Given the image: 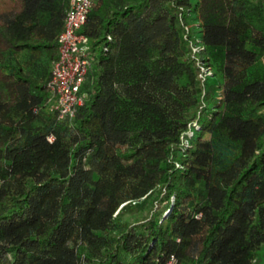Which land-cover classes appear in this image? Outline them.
<instances>
[{"label":"trees","instance_id":"1","mask_svg":"<svg viewBox=\"0 0 264 264\" xmlns=\"http://www.w3.org/2000/svg\"><path fill=\"white\" fill-rule=\"evenodd\" d=\"M91 1L71 120L69 0L0 12V264H264V0Z\"/></svg>","mask_w":264,"mask_h":264},{"label":"built area","instance_id":"2","mask_svg":"<svg viewBox=\"0 0 264 264\" xmlns=\"http://www.w3.org/2000/svg\"><path fill=\"white\" fill-rule=\"evenodd\" d=\"M92 6L91 0H69L63 30L58 35L57 56L51 62V73L46 88L49 96L46 101L48 111L57 118L71 120L77 108L83 103L79 92L88 68V38L80 32ZM48 136L47 140L52 141ZM165 264H178L170 255Z\"/></svg>","mask_w":264,"mask_h":264},{"label":"crops","instance_id":"3","mask_svg":"<svg viewBox=\"0 0 264 264\" xmlns=\"http://www.w3.org/2000/svg\"><path fill=\"white\" fill-rule=\"evenodd\" d=\"M11 1L12 0H0V12H3L5 10V8H7V10H8L10 7ZM18 61H19L23 70H28V71L30 70L31 71V74L29 73L31 75V77H36V79H38L39 81H43L44 74L42 73V71H43L42 68H40L39 66H35L34 69H32L31 64H29V63L24 64L23 57L18 58Z\"/></svg>","mask_w":264,"mask_h":264},{"label":"rangeland","instance_id":"4","mask_svg":"<svg viewBox=\"0 0 264 264\" xmlns=\"http://www.w3.org/2000/svg\"><path fill=\"white\" fill-rule=\"evenodd\" d=\"M264 64V54L263 56L261 57V60H260V66H262ZM262 115H264V108L261 109L259 111ZM205 212V211H202L200 213V215ZM199 214L197 215V217L200 216ZM100 245L99 243L97 244H91V245H88L86 246L85 248H83V251H84V254H89V255H97L98 252H99V249H100ZM200 245L198 244V242L195 243V245H192L189 249V255H195L199 249Z\"/></svg>","mask_w":264,"mask_h":264}]
</instances>
